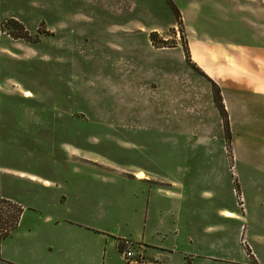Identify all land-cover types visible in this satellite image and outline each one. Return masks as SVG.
<instances>
[{
    "label": "rangeland",
    "instance_id": "1",
    "mask_svg": "<svg viewBox=\"0 0 264 264\" xmlns=\"http://www.w3.org/2000/svg\"><path fill=\"white\" fill-rule=\"evenodd\" d=\"M7 8L0 33L29 42L10 39L16 54L3 62L0 102L26 99L24 123L34 133L17 136L27 151L45 150L49 125L58 124L60 138L73 122L88 138L64 139L60 163L68 151L74 165L169 168L183 177L212 165L193 159L196 152L231 162L224 83L244 68L264 72L262 63H248L264 58V0H9ZM186 198L211 214L232 201L213 189ZM237 201L234 191L235 208Z\"/></svg>",
    "mask_w": 264,
    "mask_h": 264
},
{
    "label": "crops",
    "instance_id": "2",
    "mask_svg": "<svg viewBox=\"0 0 264 264\" xmlns=\"http://www.w3.org/2000/svg\"><path fill=\"white\" fill-rule=\"evenodd\" d=\"M8 4L9 0L6 6L0 3V19ZM10 39L0 33V81L3 62L10 58L6 55L16 54ZM255 62L264 65V58L248 60ZM261 81L264 72L250 68L226 79L231 162L228 156L196 152L193 159L202 164L212 160V165L194 167L195 174L183 177L171 175L169 168L148 173L142 168L126 171L120 165V170L74 165L68 151L60 163L57 147L67 143L64 139L72 144L88 137L59 138L58 124L49 125L45 150L27 151L17 136L34 133L33 126L24 123L25 105L0 102V215L8 224L0 233V264H264ZM6 113L12 114V122L6 123ZM39 153L44 157L38 158ZM26 159L33 161L26 166ZM209 189L231 198V203L211 214L201 207V200L186 198L199 193L207 198ZM234 191L241 200L236 208ZM123 198L124 205L116 201ZM124 242L135 247L130 262L122 255Z\"/></svg>",
    "mask_w": 264,
    "mask_h": 264
},
{
    "label": "trees",
    "instance_id": "3",
    "mask_svg": "<svg viewBox=\"0 0 264 264\" xmlns=\"http://www.w3.org/2000/svg\"><path fill=\"white\" fill-rule=\"evenodd\" d=\"M9 36L12 38V39H23V40H25V41H27V42H29L28 40H27V38H26V35L25 36H16V35H14V34H9ZM15 99L16 98H14V97H12L11 99H10V101L9 102H12V103H17V102H20V101H15ZM18 99H22V100H24V102L22 103V104H24L25 103V100L26 99H24V98H17V100ZM70 120V119H69ZM80 123H81V125L83 126L84 125V121L82 120V121H79ZM71 123H73V122H71ZM71 123H69V125H68V133H67V135H69V136H73V137H76V136H78V135H76V134H78V132H76V131H78V130H76V128H74L73 126V124H71ZM227 130H228V127H227ZM76 132V133H75ZM2 216L0 215V233H1V235H3V232H4V230H5V225L6 226H8V224H6L5 222H3L2 220Z\"/></svg>",
    "mask_w": 264,
    "mask_h": 264
},
{
    "label": "built area",
    "instance_id": "4",
    "mask_svg": "<svg viewBox=\"0 0 264 264\" xmlns=\"http://www.w3.org/2000/svg\"><path fill=\"white\" fill-rule=\"evenodd\" d=\"M123 245L124 250L122 251V255L126 262H130L135 258V248L128 242H124Z\"/></svg>",
    "mask_w": 264,
    "mask_h": 264
}]
</instances>
